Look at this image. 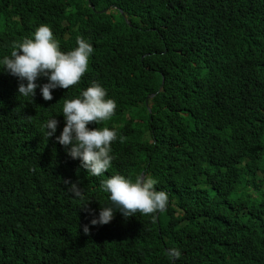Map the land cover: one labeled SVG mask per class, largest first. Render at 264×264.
Here are the masks:
<instances>
[{
  "label": "trees",
  "instance_id": "1",
  "mask_svg": "<svg viewBox=\"0 0 264 264\" xmlns=\"http://www.w3.org/2000/svg\"><path fill=\"white\" fill-rule=\"evenodd\" d=\"M40 24L93 53L48 101L0 72V264H264V0H0V56ZM92 81L116 102L97 125L118 136L99 177L41 127L54 115L59 135L63 100ZM117 173L151 174L165 209L91 225L80 206L98 215Z\"/></svg>",
  "mask_w": 264,
  "mask_h": 264
},
{
  "label": "clouds",
  "instance_id": "2",
  "mask_svg": "<svg viewBox=\"0 0 264 264\" xmlns=\"http://www.w3.org/2000/svg\"><path fill=\"white\" fill-rule=\"evenodd\" d=\"M93 47L86 39L77 37L76 46L62 51L59 42L47 24H40L22 40L11 43V51L0 56V72H5L18 81L17 94L31 101L36 89L43 100L52 99V90L69 89L77 85L87 71L89 57ZM40 77L46 78L45 83H38ZM116 110V102L107 96L106 89L97 81H92L78 94L65 98L59 114L63 115L64 124L59 135H56L58 120L53 115L46 119L41 127L44 136L54 139L66 148L68 156L78 159L81 168L90 176H102L111 166L113 155L112 143L118 136L114 129L97 127L108 121ZM94 122L95 127H89ZM122 142V139H121ZM67 191L74 197L84 200L78 182L65 180ZM158 180L151 174H139L132 179L121 174H113L100 182V190L107 194V203H100L98 215H93L87 208V200L80 206L92 215L91 225L109 223L115 212L123 217L135 216L140 213L151 216L165 209L168 195L157 190ZM85 234L89 232L88 224L83 225ZM166 255L175 261L181 251L175 247L168 248Z\"/></svg>",
  "mask_w": 264,
  "mask_h": 264
}]
</instances>
